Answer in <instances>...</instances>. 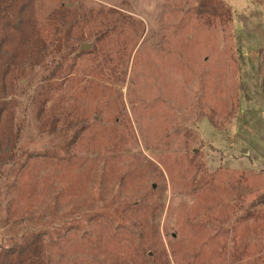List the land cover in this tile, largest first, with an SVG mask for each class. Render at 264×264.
I'll list each match as a JSON object with an SVG mask.
<instances>
[{
  "label": "rangeland",
  "instance_id": "374dc122",
  "mask_svg": "<svg viewBox=\"0 0 264 264\" xmlns=\"http://www.w3.org/2000/svg\"><path fill=\"white\" fill-rule=\"evenodd\" d=\"M220 1L36 0L37 60L0 69V250L264 264V0Z\"/></svg>",
  "mask_w": 264,
  "mask_h": 264
},
{
  "label": "trees",
  "instance_id": "16d2710c",
  "mask_svg": "<svg viewBox=\"0 0 264 264\" xmlns=\"http://www.w3.org/2000/svg\"><path fill=\"white\" fill-rule=\"evenodd\" d=\"M196 4L197 17L207 24L215 20L224 24L231 20L230 10L220 0H196ZM39 47L36 0H0V69L9 72L11 68L18 70L34 63L40 53ZM13 143L11 118L5 107H1L0 166L14 149ZM0 264H46L41 238L38 235L24 237L1 249Z\"/></svg>",
  "mask_w": 264,
  "mask_h": 264
},
{
  "label": "water",
  "instance_id": "95a60500",
  "mask_svg": "<svg viewBox=\"0 0 264 264\" xmlns=\"http://www.w3.org/2000/svg\"><path fill=\"white\" fill-rule=\"evenodd\" d=\"M90 48V45L83 44L80 46L79 50L80 51H87Z\"/></svg>",
  "mask_w": 264,
  "mask_h": 264
}]
</instances>
